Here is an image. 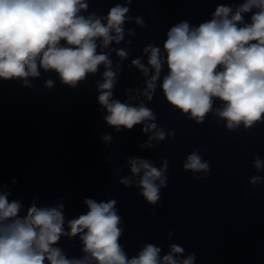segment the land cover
I'll list each match as a JSON object with an SVG mask.
<instances>
[{
  "label": "clouds",
  "instance_id": "9594fccd",
  "mask_svg": "<svg viewBox=\"0 0 264 264\" xmlns=\"http://www.w3.org/2000/svg\"><path fill=\"white\" fill-rule=\"evenodd\" d=\"M87 9L85 0H0V78H18L31 86L28 78H38L42 68L56 72L61 83L75 88L87 74H95L103 65V82L97 87L98 101L108 113L105 121L117 131L122 127L131 130L141 123L146 133L157 129L155 123H150L156 119L150 108L112 99L116 72L109 55L97 52L98 47L107 48L124 39L123 25L129 19V8L117 4L106 17L80 14ZM249 12L251 23H243V15ZM136 23L144 26L139 17ZM134 34L129 31V35ZM163 47L166 60L161 58L159 47L148 45L143 50L149 54L148 65L154 70L143 92L148 100L152 99L166 63L168 74L161 85L166 100L197 123L213 111L214 98L223 103L215 114L227 122L229 130L241 123L247 129L264 122V0H245L234 14L230 7L218 6L212 19L198 27L182 21L167 32ZM117 55L125 59L128 53L118 50ZM132 64L148 76L149 67L140 59H134ZM53 85L50 79L45 82L48 88ZM153 139L164 140L165 132L157 130L149 141ZM104 140L110 141L111 136ZM128 163L133 176L143 173L137 186L143 197L155 205L160 188L166 186L167 161L160 169L144 159L132 158ZM253 166L257 172L264 170V161L256 157ZM183 167L193 172L209 171L208 163L197 152L187 156ZM261 182V176L250 180L253 185ZM120 183L129 186L132 180L123 178ZM8 195L0 194V264H194V253L178 259L184 249L175 244L163 257L159 247L147 244L129 259L118 243L122 229L118 227L121 217L115 200L86 199L87 214L69 220V231L65 232L63 204L39 208L33 204L21 218V203L10 202ZM65 235H79L85 254L82 258H67L55 247Z\"/></svg>",
  "mask_w": 264,
  "mask_h": 264
}]
</instances>
